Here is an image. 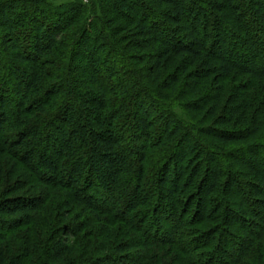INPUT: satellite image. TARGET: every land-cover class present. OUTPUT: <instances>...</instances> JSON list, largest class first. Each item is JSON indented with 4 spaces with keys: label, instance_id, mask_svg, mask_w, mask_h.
Returning a JSON list of instances; mask_svg holds the SVG:
<instances>
[{
    "label": "trees",
    "instance_id": "16d2710c",
    "mask_svg": "<svg viewBox=\"0 0 264 264\" xmlns=\"http://www.w3.org/2000/svg\"><path fill=\"white\" fill-rule=\"evenodd\" d=\"M47 1L0 0V264H264V0Z\"/></svg>",
    "mask_w": 264,
    "mask_h": 264
},
{
    "label": "rangeland",
    "instance_id": "374dc122",
    "mask_svg": "<svg viewBox=\"0 0 264 264\" xmlns=\"http://www.w3.org/2000/svg\"><path fill=\"white\" fill-rule=\"evenodd\" d=\"M78 0H48L47 2H48V4L50 5V6H52L53 8H57V7H60V6H66V5H68V4H70V3H76ZM82 1H84L85 3H89V1H91V0H82ZM224 30V29H223ZM225 31V30H224ZM229 41H230V39H229ZM233 41V40H232ZM237 41H241L240 39H238ZM243 41V40H242ZM180 110H182V109H180ZM179 114L183 117V113L181 112V111H179ZM263 132H264V130H263ZM129 136V135H128ZM130 137V136H129ZM129 137H127V139H129ZM248 143H245V144H240V145H238V146H236V147H244L245 145H247ZM244 145V146H243ZM252 160V159H251ZM253 160H255V159H253ZM255 162V161H254ZM205 172V171H204ZM173 172L171 171L170 172V176H171V178L173 177V174H172ZM206 175V174H205ZM205 178H206V176H205ZM239 180H240V184L243 186V187H245V188H248V190H252L251 189V187H249L250 186V184H251V186L252 185H254V184H256V185H260L261 187H263L264 188V184L259 180V181H257V180H253V179H250V181H249V179H242L241 177H239L238 178ZM23 184H26V183H23ZM155 187H157V186H155ZM233 192V194H235V195H239L240 193L235 189V190H233L232 191ZM252 199H255L254 201H255V204H254V208L260 213V214H262V213H264V208H263V205H261V203L262 204H264V198H259V197H254V196H252ZM232 200H234L233 198H232ZM249 205L251 204V202H247ZM195 208H196V205H194V210H195ZM234 210V212H236L235 214H236V216H239L240 218L241 217H243L244 219H246V222H247V225H249L248 224V222H254V221H256V219L254 218V217H251L250 215H248V214H246V212L245 211H243V210H239V209H232V211ZM222 212V211H221ZM53 213L54 214H56V209L55 210H53ZM88 215V214H87ZM42 218H44V216L42 215ZM53 219V217L51 218V220ZM72 221H69V222H67V224H70ZM234 223H238L239 222V220L237 219V221H233ZM256 224H258L259 223V221H256L255 222ZM51 226H53V229H54V227H56V228H59L58 226H60V223H58L57 221H52L51 222V224H50ZM162 226H163V224H162ZM163 228H165L164 226H163ZM239 234H241V233H237V235H238V237H239ZM241 236V235H240ZM228 240V239H227ZM227 240H225L226 242H224V245H225V249L228 251L227 253L229 254V255H231V254H234V247L236 246L235 244H237V243H235V239H229L228 241ZM47 241H49L48 239L46 240V242ZM235 243V244H234ZM44 245H45V242H44ZM225 257L227 258V254L225 255Z\"/></svg>",
    "mask_w": 264,
    "mask_h": 264
}]
</instances>
